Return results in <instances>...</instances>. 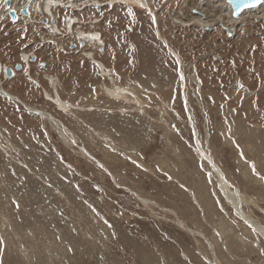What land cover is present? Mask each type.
Instances as JSON below:
<instances>
[{"label":"rangeland","instance_id":"rangeland-1","mask_svg":"<svg viewBox=\"0 0 264 264\" xmlns=\"http://www.w3.org/2000/svg\"><path fill=\"white\" fill-rule=\"evenodd\" d=\"M59 1L60 32L0 22V264H264L196 144L264 227V19L231 36L177 23L192 0Z\"/></svg>","mask_w":264,"mask_h":264},{"label":"bare ground","instance_id":"bare-ground-1","mask_svg":"<svg viewBox=\"0 0 264 264\" xmlns=\"http://www.w3.org/2000/svg\"><path fill=\"white\" fill-rule=\"evenodd\" d=\"M8 1H11L12 3L10 8H7V3H5V0H0V22H3L6 16L11 15L14 12L18 14L19 20H21V19H32L35 13H40V12H42L44 15H48L49 12L51 11L50 12L51 18H45V20L48 22H42V23L43 24L48 23L47 28H49L50 30H54V32H60L58 28H55L57 21H56V18L53 17L54 16L53 7L55 5L58 6L60 4L59 0H26V1L7 0V2ZM73 1L75 0H69L70 2L69 8H74V5L71 3ZM254 4L255 5H251L249 7H246L245 9H242L238 17H234L235 11L233 7L229 3L226 2V0H192V4L190 5V15H187L186 17L187 20H183L179 18L178 16H176V19H177L176 22L177 23L183 22L185 24H188V26H190V24H192V22L190 21H194L199 26L207 27L210 30L211 28L213 29L215 26H217V24H219L220 22L224 21V22H227L228 24L227 28L232 34V31L234 30L236 31L238 28V25H241L242 21L247 16L253 15L258 19H264V0H260V2L254 3ZM26 5H28L29 10H30L31 15L29 17H25L22 15L23 7ZM141 6L143 8H147V4L143 1H142ZM64 7L68 8L67 6H64ZM64 23L67 25L66 27H68V32H72L73 31L72 27L76 25L78 21L75 20V18L73 17H66L64 19ZM223 25H226V24L223 23ZM80 36H86V34L82 32ZM80 36H78V38H80ZM97 38L98 36L96 35L87 37V39L91 41L90 43H95V41H97ZM82 44L84 43L82 42ZM172 52H174V50H172ZM90 58H92V54H90ZM96 62H98V60H96ZM8 68H9L8 66L3 68L0 63L1 72H3V70L4 71L7 70ZM102 68H104V66H100V70H102ZM12 70L14 72V76H16L15 69H12ZM102 74H104V72H102ZM12 78H8L5 75L6 81H10L12 80ZM50 78H52V76H50ZM52 80H54V78H52ZM106 90H108V88H106ZM116 90H118V88H116ZM0 91L4 92V94H7L6 90L2 87H0ZM110 92H114V90H110ZM122 92H124V90H122ZM14 98L17 101L21 102L20 99L16 97ZM116 99H120V97ZM126 99L129 101L127 96H126ZM21 103L25 105L28 111H31L33 113L37 112V114L43 116L44 119H46L45 121L54 120V117L50 113L46 111H42V110H37L24 102H21ZM196 144H197V148H198L200 155L202 156L204 161H206L210 165L211 170L216 174L220 190L225 200L230 204L233 211L235 212L234 214L245 222V224L248 227L247 229L249 233H252V235L257 234L258 236H261L264 239V227L261 224H258L256 221H254L251 217H249L244 209V205H246L248 202L245 194H243L242 191L238 187L232 184V182L227 178L224 171L219 167V165L211 157V155H208L205 152L204 147L200 144L198 139H196ZM258 182L260 184L263 183L261 179L258 180Z\"/></svg>","mask_w":264,"mask_h":264},{"label":"water","instance_id":"water-1","mask_svg":"<svg viewBox=\"0 0 264 264\" xmlns=\"http://www.w3.org/2000/svg\"><path fill=\"white\" fill-rule=\"evenodd\" d=\"M23 1H26V0H23ZM226 2L227 3H229V0H226ZM11 1H8L7 2V8H10L11 7ZM230 4V3H229ZM231 5V4H230ZM253 5H255V4H253ZM232 6V5H231ZM245 9V8H244ZM235 11V10H234ZM242 11V10H241ZM15 13V12H14ZM14 13H12V14H14ZM239 13H240V11H239ZM22 15L23 16H25V17H29L31 14H30V10H29V7H28V5H26L24 8H23V10H22ZM238 15L239 14H237L236 13V11H235V15H234V17H238ZM46 21V20H45ZM205 30H208V28H205ZM227 31H228V33L232 36V34H231V32L228 30V29H226ZM34 60V59H33ZM18 70H20L21 69V67L19 66L18 68H17ZM5 75L8 77V78H12L13 76H14V72H13V70L11 69V68H8L7 70H5Z\"/></svg>","mask_w":264,"mask_h":264},{"label":"snow or ice","instance_id":"snow-or-ice-1","mask_svg":"<svg viewBox=\"0 0 264 264\" xmlns=\"http://www.w3.org/2000/svg\"><path fill=\"white\" fill-rule=\"evenodd\" d=\"M260 0H229V3L232 5L233 9L236 11L237 14H239V11L242 9L249 7L253 5L254 3H258ZM5 3H7V0H5ZM181 78H183L181 76ZM253 171H255V167L253 165Z\"/></svg>","mask_w":264,"mask_h":264}]
</instances>
